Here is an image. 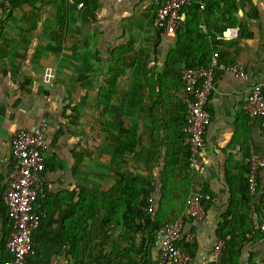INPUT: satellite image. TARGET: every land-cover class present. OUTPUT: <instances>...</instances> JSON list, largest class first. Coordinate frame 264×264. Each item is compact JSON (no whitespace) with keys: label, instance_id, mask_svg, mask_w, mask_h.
Returning a JSON list of instances; mask_svg holds the SVG:
<instances>
[{"label":"crops","instance_id":"1","mask_svg":"<svg viewBox=\"0 0 264 264\" xmlns=\"http://www.w3.org/2000/svg\"><path fill=\"white\" fill-rule=\"evenodd\" d=\"M164 2L0 0V244L9 225L3 195L11 138L43 125L46 170L43 204L36 208L44 222L32 239L35 264H118L123 238L114 241L87 220L81 210L90 206L79 203V194L84 189L101 198L130 174L153 182L151 214L159 211L162 224L181 220L192 194L211 193L214 203L202 220H184L183 234L194 236L189 264L221 262L224 245L214 252L217 226L237 200L250 154L264 159V117L245 109L252 86L264 84V0L207 1L208 15L198 25L212 35L207 46L214 43L247 77L216 74L211 124L194 167L185 166L188 142L181 133L185 64L176 49L185 36L178 41L153 26ZM195 11L201 12L194 5L183 10L182 20ZM191 40L200 55L203 46ZM76 99L83 100V112ZM258 177L262 186L264 173ZM247 238L238 264H264V237ZM148 264H158L155 241Z\"/></svg>","mask_w":264,"mask_h":264},{"label":"built area","instance_id":"2","mask_svg":"<svg viewBox=\"0 0 264 264\" xmlns=\"http://www.w3.org/2000/svg\"><path fill=\"white\" fill-rule=\"evenodd\" d=\"M197 5L200 11L205 9V0H165L158 7L153 19L155 29L172 35L182 26L184 9ZM82 4L78 5L81 8ZM226 73L235 79L245 80L247 75L239 64H226L213 56L206 66L184 69L180 74L183 85L187 114L181 133L189 146V166L194 167L195 158L204 148V134L211 124L208 111L210 97L217 73ZM246 112L251 117H264V84H255L246 100ZM43 125L33 129L17 131L10 141V162L8 187L3 195L7 216L12 223V232L6 241V251L11 259L4 264H26L27 257L34 254L32 236L39 228L44 217L43 210L37 209V199L43 193L41 176L46 170L43 154ZM264 170V159L255 153L250 154L249 173L247 175L249 193L257 190L259 171ZM215 199L207 193H194L190 196L181 220L165 223L156 233L155 247L158 264H189L191 257L185 248L179 246L184 220H202L205 204ZM149 207L148 212L152 213ZM250 220L254 228L264 232V220L253 211ZM193 234H186L185 244H193ZM219 241L214 252L223 247Z\"/></svg>","mask_w":264,"mask_h":264},{"label":"trees","instance_id":"3","mask_svg":"<svg viewBox=\"0 0 264 264\" xmlns=\"http://www.w3.org/2000/svg\"><path fill=\"white\" fill-rule=\"evenodd\" d=\"M207 1L208 0H205V9L201 11L200 14H196L195 11L192 18L188 21H183L182 26L174 33L177 35L178 41L179 39L181 40L182 33H184L185 36L184 40L180 41L176 49V56L180 57L185 64L184 69L206 66L213 56H216L220 62L233 64L216 49L214 43H212L211 46H207V41L210 40L212 35L202 33L198 27L201 18L208 15ZM194 8L199 10L197 5H194ZM191 39H194L193 43L196 42L198 48H202L203 46L204 50L198 56L193 53ZM194 51L196 50L194 49ZM128 149L129 148L125 146V151ZM189 157L190 153L188 146L184 155L186 167H189ZM260 172L264 173V170L259 171V173ZM248 173L249 164L240 177L237 200H232L229 208L222 216V221L217 226V238L224 244L221 252L222 258L219 264H238L244 243L251 241H248L247 237H264V232H261L259 227L254 228L250 220L252 206H254V211L260 216V219L264 220V184L262 186L260 185V178L258 177L257 190L255 193L250 194L247 181ZM154 189L155 187L151 180L140 179L131 174L127 175L124 179L120 178L101 198L96 194H89L86 190L80 189L79 203L86 202L87 205L90 206L87 211L81 210V214L86 215L87 220L90 219L93 224L96 222L99 228L112 240L115 241L117 237L123 238L125 247L123 255L119 257L118 264L149 263L156 233L159 228L164 225L158 219L159 211L156 215L154 214V216L148 212V208L154 206ZM85 193L87 194L84 195ZM207 194L213 197L211 193ZM37 204H43L42 195L38 197ZM209 204L210 203H206L204 205L205 208ZM4 220L5 223L9 225L7 227L8 230L4 233V239L0 244V264H4L11 259L5 248L6 241L12 232V223H10L8 219L6 209L4 212ZM79 220L81 223L85 222L83 217L79 218ZM43 222L44 220L42 219L39 228L32 236L33 240L35 238L34 236L41 230ZM76 227L73 226V228L77 229ZM80 228L84 229L82 226ZM183 231L184 226L178 244L180 247L185 248L191 257L195 246L194 244L184 243ZM92 235L94 238L96 237L94 232ZM33 242L32 248L34 254L27 257L26 264H35L37 262V251ZM225 258L228 259L226 262L223 261ZM104 259L105 258H103V262L106 263L107 260ZM96 261L98 262L99 259Z\"/></svg>","mask_w":264,"mask_h":264},{"label":"rangeland","instance_id":"4","mask_svg":"<svg viewBox=\"0 0 264 264\" xmlns=\"http://www.w3.org/2000/svg\"><path fill=\"white\" fill-rule=\"evenodd\" d=\"M227 36H228V34H227ZM75 102H76V105L78 106V110H79V112L81 111V112H83V100L82 99H80V100H75ZM82 115V114H81Z\"/></svg>","mask_w":264,"mask_h":264}]
</instances>
